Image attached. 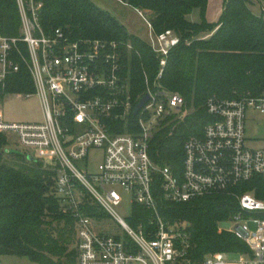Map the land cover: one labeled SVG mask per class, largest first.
<instances>
[{
  "label": "built area",
  "instance_id": "2783aa9c",
  "mask_svg": "<svg viewBox=\"0 0 264 264\" xmlns=\"http://www.w3.org/2000/svg\"><path fill=\"white\" fill-rule=\"evenodd\" d=\"M15 2L19 36L0 34V97L8 78L24 65L44 120L8 123L0 111V135L9 144L14 138L21 149L9 150L57 169L54 195L62 212L74 220L76 264H264V201L252 193L236 197L238 212L228 220L232 229L222 230L218 225L219 232L232 234L247 246L249 252L236 259L224 253L195 258L188 234L181 225L166 220L161 207L225 193L254 177L264 178V151L248 149L244 138L245 112L249 108L264 114V93L234 99L209 97L205 110L211 120L200 137L185 141L181 171L174 173L168 166L153 163L148 148L160 123L180 117L185 105L179 94L159 85L169 52L179 38L170 30L155 35L146 21L151 40L147 44L159 70L152 87L144 75V95L149 100L133 116L141 98L133 105L128 97L117 43L73 40L61 28L45 32L39 22L42 3ZM125 48L131 50L130 45ZM130 116L136 117L132 132H110L106 122H122L128 129ZM91 149L103 151L95 173L75 165ZM116 187L130 194L132 208L149 214L148 229L135 230L116 213L123 201ZM89 205L100 208L107 218L89 216L85 212ZM107 219L116 223L124 238L94 230L92 222Z\"/></svg>",
  "mask_w": 264,
  "mask_h": 264
},
{
  "label": "trees",
  "instance_id": "16d2710c",
  "mask_svg": "<svg viewBox=\"0 0 264 264\" xmlns=\"http://www.w3.org/2000/svg\"><path fill=\"white\" fill-rule=\"evenodd\" d=\"M42 3L39 22L48 32L61 28L71 38L115 42L121 53L123 77L128 81V97L133 105L146 92L144 75L153 86L159 65L146 42L129 34L113 16L96 7L90 0H36ZM143 12L155 35L172 31L179 44L167 57L159 85L165 91L179 94L185 105L183 113L160 123L153 133L148 155L157 166H168L180 173L183 145L190 137H200L211 118L205 110L209 97L234 99L249 93H264V20L249 9L250 0H223L218 23L205 20L208 0H119ZM198 10L200 23L188 16ZM20 19L15 0H0V34L18 37ZM206 35H210L206 38ZM130 45L128 51L125 46ZM27 58L26 49L21 46ZM32 79L21 64L10 76L4 95L34 94ZM122 122H106L112 133L132 132ZM0 135V256L28 258L35 264H76L74 220L62 212L54 195L57 169L16 151ZM252 193L264 201V178L254 177L228 192L206 196L189 203H165L162 215L170 223L184 228L193 247V256L224 253L230 258L247 254V246L232 234L219 232L218 225L238 212L236 197ZM85 212L94 218H107L97 206ZM149 214L133 206L128 219L131 228L148 229Z\"/></svg>",
  "mask_w": 264,
  "mask_h": 264
},
{
  "label": "rangeland",
  "instance_id": "374dc122",
  "mask_svg": "<svg viewBox=\"0 0 264 264\" xmlns=\"http://www.w3.org/2000/svg\"><path fill=\"white\" fill-rule=\"evenodd\" d=\"M96 7L107 12L117 19L127 30L129 34L140 38L144 42H150V32L147 27V16L142 13L139 16L138 11L123 5L119 0H90ZM223 0H210L207 13L205 12V20L212 23H218L222 13ZM249 9L256 17H261L264 20V0H250ZM188 21L191 23H200L201 14L198 10H194L189 16ZM0 111L3 119L8 123H42L43 112L40 105L39 97L36 94L29 96L19 94H8L0 100ZM181 111V114L192 113V109ZM244 138L245 146L251 150L264 151V114H260L252 109H247L245 112L244 122ZM9 149L20 151V147L11 138ZM102 150L91 149L84 161L75 163L77 168H86L88 171L95 173L97 165L101 162ZM116 190L122 195L123 201L119 207L115 209L116 213L128 223L131 217L132 205L130 203L131 196L123 192L119 187ZM96 232L112 234L124 238V233L116 225L112 219L92 222ZM231 222L220 224L222 230L232 229ZM237 258V257H236ZM232 258V259H236ZM0 264H35L25 257L17 256H0Z\"/></svg>",
  "mask_w": 264,
  "mask_h": 264
},
{
  "label": "water",
  "instance_id": "95a60500",
  "mask_svg": "<svg viewBox=\"0 0 264 264\" xmlns=\"http://www.w3.org/2000/svg\"><path fill=\"white\" fill-rule=\"evenodd\" d=\"M149 100V96L146 94V95H144L141 99H140V101L138 102V104H137V106H136V108H135V110H134V112H133V116H135L137 113H138V111L143 107V105H145V103L147 102ZM10 151V150H9ZM13 151V150H12ZM28 159L30 160L31 158L30 157H28Z\"/></svg>",
  "mask_w": 264,
  "mask_h": 264
},
{
  "label": "crops",
  "instance_id": "0c3cea01",
  "mask_svg": "<svg viewBox=\"0 0 264 264\" xmlns=\"http://www.w3.org/2000/svg\"><path fill=\"white\" fill-rule=\"evenodd\" d=\"M209 2H210V0H208V5H207V8H206V13H207V10H208V6H209ZM123 5H126V4H124V3H122ZM137 11V10H136ZM207 22H209V23H212L211 21H208V20H206ZM210 35H206V38L207 37H209Z\"/></svg>",
  "mask_w": 264,
  "mask_h": 264
}]
</instances>
